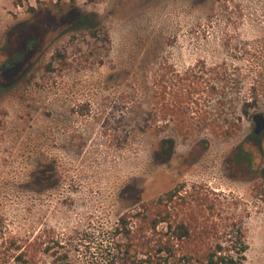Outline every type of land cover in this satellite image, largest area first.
I'll return each instance as SVG.
<instances>
[{
    "label": "rangeland",
    "instance_id": "374dc122",
    "mask_svg": "<svg viewBox=\"0 0 264 264\" xmlns=\"http://www.w3.org/2000/svg\"><path fill=\"white\" fill-rule=\"evenodd\" d=\"M225 73L242 99L264 81V0H0L3 225L99 239L138 201L198 182L250 212L243 264H264L262 142L248 123L187 129L178 92Z\"/></svg>",
    "mask_w": 264,
    "mask_h": 264
},
{
    "label": "trees",
    "instance_id": "16d2710c",
    "mask_svg": "<svg viewBox=\"0 0 264 264\" xmlns=\"http://www.w3.org/2000/svg\"><path fill=\"white\" fill-rule=\"evenodd\" d=\"M239 86L238 77L225 73L208 79L204 94L198 95L201 86L191 80L178 92L188 97L192 110L187 129L218 128L220 123L222 129H242L248 123L258 134L262 170L252 190L264 203V81L252 85L249 99L240 97ZM235 134L227 131V138ZM220 194L198 182L179 183L151 201H138L109 229H101L99 239L88 231L79 242L73 237L51 241L44 234L20 239L0 220V264H70L73 246L83 247L92 264H243L250 212L241 209L239 199L227 201Z\"/></svg>",
    "mask_w": 264,
    "mask_h": 264
}]
</instances>
